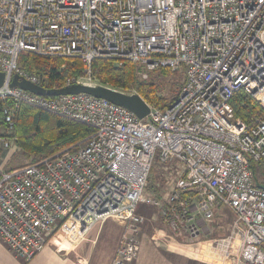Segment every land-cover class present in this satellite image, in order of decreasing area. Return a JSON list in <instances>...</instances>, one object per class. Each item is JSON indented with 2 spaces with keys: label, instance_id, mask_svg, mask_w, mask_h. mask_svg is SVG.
Here are the masks:
<instances>
[{
  "label": "built area",
  "instance_id": "2783aa9c",
  "mask_svg": "<svg viewBox=\"0 0 264 264\" xmlns=\"http://www.w3.org/2000/svg\"><path fill=\"white\" fill-rule=\"evenodd\" d=\"M21 52L78 58L83 75L65 85H90L99 58L180 70L183 83L164 108L145 101L149 111L138 118L82 92L11 87L14 74L43 86L18 66ZM0 71L9 129L21 104L93 128L55 154L0 167V240L16 257L31 260L54 231L74 244L113 219L122 232L109 264H132L144 202L203 258L264 264V184L256 181L264 170V0H0ZM238 91L263 107L251 125L234 114ZM7 148L0 139V164ZM154 164L175 172L163 199L144 196ZM220 207L233 218L224 235L207 238ZM151 237L167 242L160 229Z\"/></svg>",
  "mask_w": 264,
  "mask_h": 264
},
{
  "label": "trees",
  "instance_id": "16d2710c",
  "mask_svg": "<svg viewBox=\"0 0 264 264\" xmlns=\"http://www.w3.org/2000/svg\"><path fill=\"white\" fill-rule=\"evenodd\" d=\"M18 66L41 77L43 86L47 88L62 87L66 81L78 76L82 71V63L78 58L42 56L32 52H21L18 56ZM92 73L104 86L122 92L135 90L149 104L160 108L166 105L165 100L156 96L157 85L153 79H139L136 65L131 61L123 60L118 65L115 60L99 58L92 64ZM1 105L2 100L0 110ZM231 105L235 116L243 119L248 125L263 112L262 105L242 91L234 94ZM92 132L93 128L88 124L46 110L22 104L17 111V141L25 154L33 156L32 162L55 154L81 141Z\"/></svg>",
  "mask_w": 264,
  "mask_h": 264
},
{
  "label": "rangeland",
  "instance_id": "374dc122",
  "mask_svg": "<svg viewBox=\"0 0 264 264\" xmlns=\"http://www.w3.org/2000/svg\"><path fill=\"white\" fill-rule=\"evenodd\" d=\"M135 65L139 79L146 80L150 77L151 79H153V81L157 85L156 96L165 100L166 105L177 95L183 83L182 71L180 70L171 71L165 68H162L164 70L155 69L149 71L138 64ZM82 75H83V71H81V73L78 76L73 77L71 79L78 78L79 76ZM84 82L89 83L92 86L100 84V82L97 80L96 77H94L91 81L84 80ZM123 93L138 94L135 90L124 91ZM138 95L140 96V94ZM141 98L144 101H146L143 97ZM3 103L5 102L2 101V105ZM10 104L11 102H9V105ZM21 105L19 106V108L21 107ZM150 105L155 106L154 104H150ZM155 107L160 108L159 106H155ZM19 108L16 109L15 111V117L11 129H9L8 126L5 124L3 117H1L2 115L0 112V139L5 140L8 143L7 150L2 152L3 164H4V168L6 169L30 163L32 162L33 159V156H29L28 154H25V152H23V148L17 141L16 115ZM156 159H158V153L156 154ZM174 174L175 172L172 169H168V167L166 168L165 166L159 164H154L152 166L151 174L149 176L147 185L144 190V196L146 197L154 196L156 198L163 199L170 189L171 182L174 178ZM256 181L258 183L264 184L263 169L262 170L259 169ZM138 211L140 214L144 216V222L142 228L144 230L147 229L150 236H152V234L155 233L156 230L160 229L161 233L164 235V238H166L167 241L166 244L172 243L178 245L179 247L181 246L185 250L186 264H203L205 262L211 264H218L217 262L209 261L207 258H203L198 253L197 249H195L197 247L196 245L192 244V246H188L189 239L183 236L174 235L171 229L168 227V225L163 221L160 215V210L157 207L147 205L144 202H140L138 205ZM232 218L233 216L226 208L220 207L216 209L213 217V222L209 224V227L211 229H214V233L212 235H209L207 238H210L211 236L213 237V236L224 235L226 232L225 223L231 220ZM118 230H119V226L114 222L113 219H107L103 224L101 223L97 224L83 238L76 241V244L83 241H86L87 243L85 248L79 252L80 256H87L86 257L88 259L87 264L88 263L103 264L104 260H102L100 252L108 249L115 235L119 234ZM56 232L57 231H54V233ZM97 236L99 237L97 238ZM160 242L164 244L162 240H160ZM91 250H93V253L91 252ZM95 257H98V259H96V262H95Z\"/></svg>",
  "mask_w": 264,
  "mask_h": 264
},
{
  "label": "crops",
  "instance_id": "0c3cea01",
  "mask_svg": "<svg viewBox=\"0 0 264 264\" xmlns=\"http://www.w3.org/2000/svg\"><path fill=\"white\" fill-rule=\"evenodd\" d=\"M0 167L6 169L3 161ZM115 223L119 226V234L115 235L108 249L100 252L102 260H104L103 264L110 263L122 232V227L117 222ZM86 244V241L72 244L64 238L62 232H56L48 240L42 251L31 260L24 262L16 257L0 240V264H87V256H80L79 254ZM91 252L93 253V250ZM185 257V250L181 246L172 243L163 244L159 239L154 240L148 230L142 228L139 235L138 254L132 264H186ZM96 259L98 257H95V262ZM203 264L211 263L205 262Z\"/></svg>",
  "mask_w": 264,
  "mask_h": 264
},
{
  "label": "water",
  "instance_id": "95a60500",
  "mask_svg": "<svg viewBox=\"0 0 264 264\" xmlns=\"http://www.w3.org/2000/svg\"><path fill=\"white\" fill-rule=\"evenodd\" d=\"M5 74L0 71V87L4 82ZM11 87H19L23 90L30 91L34 94L55 96L61 94L86 93L97 98L106 99L114 104L120 105L131 112L138 118H143L149 111L148 105L138 94H126L116 89L104 85H87L83 83H71L58 88H47L36 85L17 74L12 76Z\"/></svg>",
  "mask_w": 264,
  "mask_h": 264
}]
</instances>
